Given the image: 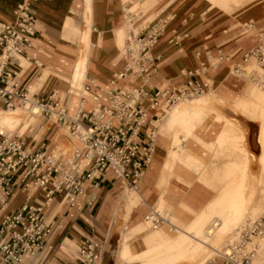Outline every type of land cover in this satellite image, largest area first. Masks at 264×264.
Returning a JSON list of instances; mask_svg holds the SVG:
<instances>
[{"label":"built area","instance_id":"2783aa9c","mask_svg":"<svg viewBox=\"0 0 264 264\" xmlns=\"http://www.w3.org/2000/svg\"><path fill=\"white\" fill-rule=\"evenodd\" d=\"M29 1L20 0L15 21H0V99L6 109L25 107L42 121L65 129L79 144L70 153L63 152L59 146L33 150L24 144L22 135L0 133V211H6L16 175L25 186L45 189L46 198L39 205L26 203L17 212H5L0 224L2 264H23L27 255L33 259L48 247L51 228L43 211L56 193H65L66 202L74 207L87 198L85 182L96 189L109 171L124 185L137 187L152 161L157 142V129H152L146 140L141 139L144 127H157L155 122L172 107L212 92L210 79L199 80L197 75L216 69L228 58L222 49H217L215 54L205 47L198 53L206 58L202 69L190 71L184 85L154 88L151 79L157 71V58L149 52L174 16L147 19L142 8L129 13L131 0L123 7L124 26L129 22L120 48L126 60L124 70L114 73L108 85L89 75L78 88L70 85L67 93L35 95L30 88L21 86L12 68L15 57L33 48L39 29ZM173 39L178 42L179 36ZM243 62L234 65V73L264 87V40L245 54ZM126 79L137 84H123ZM65 94L79 99L75 114L70 113ZM88 101L93 103L91 108ZM146 220L153 229L177 227L173 213L157 204L150 206ZM263 242L264 212L243 220L224 240L217 255L224 264H254ZM102 257L101 244L85 236L79 250V264H99Z\"/></svg>","mask_w":264,"mask_h":264},{"label":"crops","instance_id":"0c3cea01","mask_svg":"<svg viewBox=\"0 0 264 264\" xmlns=\"http://www.w3.org/2000/svg\"><path fill=\"white\" fill-rule=\"evenodd\" d=\"M133 1L141 4L145 3L142 0ZM178 1L171 0L172 4L169 7L161 5L159 7L152 6L146 11L141 10L147 19L153 17L156 20H163L174 16V19L168 23L166 32L149 52V55L157 58L155 62L157 71L151 79V85L154 88H171L184 85L189 80V75L186 76L184 71H188L194 67L197 68L201 61L206 59L205 56L196 57L195 52L197 48L207 44L214 45V42L217 40L226 43L234 37L230 34L228 36H221L219 39L211 30L215 24V22L211 23V20H207L206 23L198 26L192 33L184 36L180 28L188 30L190 26L189 24H181L179 27L175 14V6L179 3ZM245 1L238 0L236 2L234 0V6H244L247 4ZM19 2L20 0H0V21H15L16 9ZM29 2L36 15L39 29L33 39V48L13 59L12 68L16 71V77L22 87L30 88L31 92L39 96H49L54 91L67 93L70 85H73L72 76H74L75 80H78L76 69L81 58L84 59V73L86 72L88 54L82 55L78 59L80 53L79 35L73 30L70 31L68 38L64 36L65 22L69 18L72 20L74 29L83 30L85 27L83 43L86 46L84 48L86 51L87 48H90L88 40L93 30V44L90 57L102 63L105 70H101L99 73L89 72V75L101 83L108 85L114 73L124 70L126 60L121 53V47L117 41V30L123 27L125 22L123 7L126 0H85V2L84 0H30ZM85 4L87 10L86 24L84 23ZM215 5L219 11L228 12L222 10L220 0H216ZM99 6L101 7V17L96 13V9ZM231 10H229V14ZM92 11L93 22L91 27L90 17L92 16ZM253 14H258L256 9L251 11L250 15ZM224 17L226 16L224 15ZM249 20V22L246 19L239 21L242 28H244L243 31L259 30L264 25L263 20L254 18ZM254 22L255 24H253ZM178 30H180L181 35L184 37L180 46H177L175 43L171 44L172 38ZM256 42V38L253 35H249L242 40L228 42L225 46L228 53L224 51L223 47L217 46L213 48L212 50L215 54L217 49H222L227 57L230 55L228 57L231 58L230 62L223 64L228 58L224 59L216 69H210L205 74L197 75V78L199 80L210 79L212 92H224L225 97H229L233 93H241L242 90H247L249 88L247 84L251 83L249 79L237 74V78L233 77L231 73L226 71V67L232 69L236 64H244L245 54L254 47ZM75 62L76 65L74 67ZM123 84L130 85L137 84V82L131 83L129 79H126L123 81ZM64 98L69 104L70 113L75 114L79 104L73 99L74 96L65 94ZM92 104L91 101H88V108H91ZM17 108L6 109L4 101L0 99V115H15L19 117L17 110H15ZM11 110L14 111L11 112ZM34 117V115L28 114L24 118L25 121H29L30 123L34 121L32 127H26L22 133L15 131L10 133L6 129L4 133H18L22 135L24 144L33 150L52 149L55 146H59L63 152L70 153L72 148L79 144L65 129L42 121L38 115H36L37 118L33 119ZM25 121H22V118H20V122L25 123ZM28 125L30 124L28 123ZM152 129H157L156 145L160 147V151L151 162L150 167L145 171V176L139 181L145 189V196L140 195V193L139 195L133 193L132 187L124 185L111 171L106 174V177L96 189L90 187L88 182H85L87 198L80 201L74 207L66 202L65 193H56L53 199L45 205L43 211L47 226L51 228V232L47 237L48 247L33 259L27 255L23 264L28 262L32 264H79V250L85 236H90L101 244L103 257L100 264L103 263L105 255L112 251V248H114L112 264H116L120 249V225L127 231L133 228L135 232L143 223L148 229L150 225L145 221V217L150 210V206L147 210L145 206L148 205L149 201L160 200L161 197H165V205L172 208V203L178 200H185L190 204L189 214L186 215L188 218L193 217L194 213L202 211L218 196L219 190L212 189L205 184L200 185L196 182L190 187H193L192 189H184L178 182L180 178L178 174L171 178L169 187H159L161 180L167 179V175L164 177L162 166L165 163L163 161L165 141H160L159 139V127H144L141 139L146 140ZM231 158L227 154L225 157H221L217 165L219 168H222L225 163L233 161ZM189 179L192 180V178ZM139 191L141 192V188ZM165 191L169 193L167 194ZM45 200V189L34 185L25 186L20 181V177L16 175L12 185V195L9 197L6 211H0V224L5 212H17L26 203L39 205L44 203ZM143 218L144 222L142 221ZM176 226V231H180L181 226ZM160 229L165 230V228ZM116 232L118 233L117 238L115 237ZM142 233H139V235ZM163 236L164 234L160 231L149 232L142 236L140 240L129 241V246L132 251L137 249L135 251L137 252L140 251L138 249L139 245L161 239ZM163 241L172 243L168 238H165ZM209 259L202 264L208 263ZM259 259H264V252L260 255ZM0 264H2L1 258ZM209 264H224V262L219 259Z\"/></svg>","mask_w":264,"mask_h":264},{"label":"rangeland","instance_id":"374dc122","mask_svg":"<svg viewBox=\"0 0 264 264\" xmlns=\"http://www.w3.org/2000/svg\"><path fill=\"white\" fill-rule=\"evenodd\" d=\"M142 1L145 3L141 4L133 1L132 5L128 7L130 12H134L139 8L146 11L152 6L159 7L164 5L169 7V5L172 4L171 0ZM215 1L216 0L178 1L179 3L175 6V14L178 19L177 22L179 23V27L181 24H189L190 26L188 30H182L180 28L184 36L188 33H192L198 26L206 23L207 20H211V23L215 22L211 30L219 39L221 36H228L231 34L234 37L228 42H232L253 35L257 40L254 47L260 43L261 39L264 40V35L263 37L260 36V34L264 33V25L259 28V30L253 29L251 31H243L244 28H242L239 22L242 21V19H246V21L249 22L251 18L264 21V0H246L245 2H247V4L239 7L234 6V0H220L222 10L228 12L219 11L217 9L218 7L215 5ZM235 1L237 2L238 0ZM128 2L129 1L126 0L125 4ZM100 8L99 6V8L96 9V13L99 17L102 16ZM230 9L232 10L229 14ZM254 9H256L258 14L250 15L251 11ZM224 15L226 17H224ZM92 18L93 11L90 17L91 27L93 22ZM86 19L87 10L85 4V24ZM151 19H153V17ZM230 22L233 23V25H231ZM253 24H255V22ZM128 25L129 24L123 25V27L117 30V41L120 47L123 45L126 38ZM73 30L80 37V53L78 59H80L82 55L88 54L86 72L84 73V59L81 58L78 64L80 70L76 73L78 80H75L74 76H72V86L78 88L89 76V72L99 73L101 70H105V67L102 63L90 57L92 53L93 30L88 40L90 48H87V51L84 49L86 46L83 43L85 27L83 30L74 29L72 20L69 18L65 22V38H68L70 31ZM180 30L175 34L179 36L178 42H176V39H173V37L171 44L175 43L177 46L181 45L184 37L181 35ZM228 42L225 43L217 40L214 42V45H202L197 48L195 52L196 57H201L198 56V53L205 47L213 49L220 46L227 52L225 46ZM228 57H230V55H228ZM202 62L203 61H201L200 65L198 64L199 66L197 68L194 67L193 69L184 71V74L188 76L190 71L197 72L201 70ZM226 71L237 78L236 74L233 72V68L226 67ZM247 85L249 87L247 90H242L241 93H233L230 96L228 95L229 97H225L223 94L224 92H210L203 95L224 104L225 106H221V108L216 105L194 107L190 104L191 101L203 97L200 96L172 107L156 122L157 127H159V139L160 141H165L163 151V161H165V163L162 164V166L164 177L167 175V179L164 178V180H161V185L159 187H169L171 178L178 174L180 177L178 182L184 189H192L193 187H190L196 182L200 185L205 184L212 189L219 190L218 196L202 211L194 213L193 217L188 218L186 215L189 214L190 204L185 200H178L172 203V208L165 205V197H161L160 200L149 201L148 207L145 206L146 210L149 206L154 204L169 209L173 213V222L179 225V227L181 226V230H171L168 226L160 227L165 228V230L147 229V226L142 223L134 232L133 228L127 231L120 225V249L116 264L117 262L118 264H201L204 263L210 255H213L206 264L212 263L215 260L221 259L217 253H214V250L222 241L233 234L235 228L243 220L253 217L251 215L256 214L255 216H257L264 212V87H260L253 83ZM73 99L79 104L77 97ZM15 110H17V115L22 118V121H25L24 118L29 114L28 111L19 108ZM13 111L14 110H11V112ZM34 116L33 119L37 118L36 115ZM8 117L18 116L14 115ZM237 118L246 120L248 128L244 125H240ZM33 121L31 123L29 121H25V123L19 122L16 125L4 124L3 126L0 124V127H3L1 128L2 130L6 129L10 133L13 131L22 133L26 127H32ZM28 123L30 125H28ZM159 151L160 147L156 145L155 155L152 161L157 157ZM227 154H229V158L232 157L231 159H233V161L227 162L222 168H219L217 163L221 157H225ZM252 174L256 176V179L253 178ZM189 178H192V180ZM132 192L137 195L140 193V195L145 196V189L142 185L141 192L135 189H132ZM165 193L167 192L165 191ZM233 201H236V203ZM240 201H243L242 210L239 212V214L242 215L239 220H237V223L233 225L232 222L236 214V206ZM124 218H126V216H124ZM142 221L144 222V218ZM217 224H219L218 228ZM214 225H216V229H213L215 228ZM224 226H227V228L229 227L226 233H223L226 229ZM211 227H213L211 230H215V232L216 230L218 231L216 233L214 232L212 236L209 234ZM156 231L163 233L164 238L162 237L161 239L152 240L148 243L139 245L138 249H140V251L135 252L137 249H135V251L131 250L129 241L140 240L141 237L147 233ZM141 232L143 233L139 235ZM117 235L118 233L116 232V238ZM165 238L171 240L170 242L172 243L164 242L163 240ZM221 245L222 244H220L218 249H220Z\"/></svg>","mask_w":264,"mask_h":264},{"label":"bare ground","instance_id":"6f19581e","mask_svg":"<svg viewBox=\"0 0 264 264\" xmlns=\"http://www.w3.org/2000/svg\"><path fill=\"white\" fill-rule=\"evenodd\" d=\"M127 10H128V12L130 13V10H129V8L127 7ZM128 17H129V15H128ZM127 24H129V22L127 23ZM252 24V23H251ZM262 34H264V33H262ZM262 34H260V36L262 35ZM125 41V40H124ZM230 60H231V58H228L226 61H224L223 62V64H225V63H228V62H230ZM222 64V65H223ZM77 71L76 72H78L79 70H80V68L78 67L77 69H76ZM205 95V94H204ZM201 96H203V95H201ZM200 97V96H199ZM190 104H192L194 107H201L202 105H216V106H220V108H221V106H225L224 104H222L221 102H217V101H215V100H213L212 98H210V97H207V96H203V97H200L198 100H195V101H191L190 102ZM19 108H21V109H24V110H26V111H28L25 107H22V106H18ZM196 109V108H195ZM77 112V111H76ZM28 113L29 114H31V115H37V114H32V113H30L29 111H28ZM0 120H1V122H0V124L1 125H3L4 126V124H9V125H16V124H18L19 122H20V118L19 117H8V116H4V115H0ZM237 121H238V123L240 124V125H244V126H246L247 128H248V124H247V121L246 120H244V119H238L237 118ZM245 127V128H246ZM1 128H3V127H0V133H2V134H7V133H4L5 131L4 130H2ZM145 173V172H144ZM253 175V178L254 179H256V176L254 175V174H252ZM144 176V175H143ZM140 188H141V185H140V183L138 184V186L137 187H135V188H132V189H135V190H137V191H139L140 190ZM140 192V191H139ZM233 202H235L236 203V201H233ZM234 204V203H233ZM242 204H243V201H240V202H238L237 203V206H236V214H235V216H234V220H233V225H235L236 223H237V220H239V218H240V216L242 215H240L239 214V212L242 210L241 208H242ZM232 205V204H231ZM235 206V205H234ZM230 212H232V211H230ZM233 215V214H232ZM256 214H254V215H251V216H255ZM146 222H148L147 220H146ZM226 223V222H225ZM148 224L150 225V223L148 222ZM232 225V226H233ZM215 226V228H213ZM213 227H211L210 228V231H209V234H211L210 236H212V234L215 232V230H211L212 228L213 229H216V225H214ZM218 226H219V224H217V228H218ZM221 226V225H220ZM239 226V225H238ZM237 226V227H238ZM236 227V228H237ZM224 228H226L225 230H224V232L223 233H226L227 232V230H228V228H227V226L225 227L224 226ZM235 228V229H236ZM157 229H160V228H157ZM223 230V229H222ZM216 232H218L217 230H216ZM215 232V233H216ZM234 233V232H233ZM224 241H222L220 244H222ZM113 243V242H112ZM114 244V243H113ZM220 244L218 245V247L220 246ZM113 246V245H112ZM218 247L214 250V253H218ZM264 252V242L262 243V245H261V247L258 249V253H257V256H256V258L254 259V264H264V259H262V260H260L259 259V257H260V255L262 254ZM113 255H114V248H112V251H110V252H108L106 255H105V258L103 259V263L102 264H112V257H113ZM213 255H210L209 256V258H211ZM202 264V263H201Z\"/></svg>","mask_w":264,"mask_h":264}]
</instances>
